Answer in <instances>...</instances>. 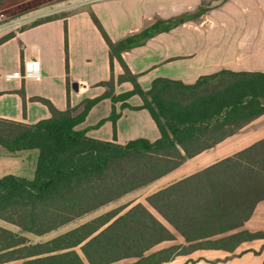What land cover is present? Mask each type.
Listing matches in <instances>:
<instances>
[{
    "label": "trees",
    "instance_id": "16d2710c",
    "mask_svg": "<svg viewBox=\"0 0 264 264\" xmlns=\"http://www.w3.org/2000/svg\"><path fill=\"white\" fill-rule=\"evenodd\" d=\"M184 18L158 20L113 42L92 15L109 46L111 66L117 59L123 67L118 80L130 81L133 89L115 95L111 78L100 83L107 90L85 99L77 114L70 107L58 110L40 98L51 112L49 118L34 124L0 118L2 147L11 153L38 150L32 179L12 174L0 178V219L19 229L14 232L0 226V264H164L174 255L195 249L233 251L243 241L264 238L261 232L231 233L264 199V139L146 197L188 245L149 252L176 236L140 202L125 211L130 203L106 211L45 242L33 243L24 234L45 235L117 201L264 114V72L260 71L220 69L189 84L158 77L149 89L141 88L121 52L170 30ZM134 94L157 125L160 136L155 141L136 138L118 144L75 129L97 101L108 97L113 102L109 118L116 137L119 114L114 104L122 101V106L135 109L124 102ZM126 259L132 261L122 263Z\"/></svg>",
    "mask_w": 264,
    "mask_h": 264
},
{
    "label": "crops",
    "instance_id": "0c3cea01",
    "mask_svg": "<svg viewBox=\"0 0 264 264\" xmlns=\"http://www.w3.org/2000/svg\"><path fill=\"white\" fill-rule=\"evenodd\" d=\"M206 10L167 31L157 32L143 44L121 52L123 62L144 90L155 78L193 83L220 69L264 72V0H67L61 5L31 10L0 25V118L34 124L51 116L48 100L58 110L68 107L73 114L82 102L101 96V82L114 80V94L133 89L130 81L118 78L123 67L117 59L111 66L109 46L92 15L113 42L149 27L158 20H172ZM52 16L33 24L42 17ZM173 19V20H174ZM8 38L1 40L2 37ZM67 50V52H66ZM66 55L68 71H66ZM28 59L39 61V78H7L23 70ZM67 78L69 84L67 86ZM135 109L115 102L119 114L114 124L109 118L113 102L97 101L83 121L75 126L88 137L125 144L136 138L155 141L160 133L142 100L131 95L125 101ZM264 139V114L256 117L212 148L188 158L174 170L138 189L144 204L176 236L154 246V252L173 245H188L147 203L146 197ZM38 150L15 153L0 145V178L12 174L32 179ZM131 192V193H134ZM128 206V207H129ZM238 230L264 233V199L259 201ZM264 238L243 241L233 251L195 249L171 257L164 264H263Z\"/></svg>",
    "mask_w": 264,
    "mask_h": 264
},
{
    "label": "rangeland",
    "instance_id": "374dc122",
    "mask_svg": "<svg viewBox=\"0 0 264 264\" xmlns=\"http://www.w3.org/2000/svg\"><path fill=\"white\" fill-rule=\"evenodd\" d=\"M67 2V0H0V12L4 13L6 15V17H8L9 19H13L17 16H20L21 14L27 13L31 10H34L35 8L37 9H41V8H46V7H51L53 5H61L62 3ZM206 10V7H201L199 8L193 15H187V16H179L176 17V19H181L183 17H191V16H198L200 13L204 12ZM44 18V17H42ZM174 19V18H173ZM172 19V20H173ZM174 19V20H176ZM139 191V190H138ZM138 198H140V200H143L142 194L141 192H134V193H129L127 195H124L123 197H121L120 199H118L117 201L111 202L79 219H76L72 222H70L69 224L60 227L59 229H56L54 231H51L45 235H41V236H36V235H32L29 233H24L33 243H37V242H45L51 238H53L54 236L65 232L81 223H84L100 214L105 213L106 211H109L111 209H114L116 207L122 206L126 203H131L133 201H136ZM137 203V202H135ZM130 207V206H129ZM129 207L125 208L124 211L126 209H128ZM0 226L5 227L7 229H10L14 232H19V229L15 226L12 225L10 223H7L3 220L0 219ZM176 246V245H174ZM128 261H132L131 259H126L123 262H128Z\"/></svg>",
    "mask_w": 264,
    "mask_h": 264
},
{
    "label": "built area",
    "instance_id": "2783aa9c",
    "mask_svg": "<svg viewBox=\"0 0 264 264\" xmlns=\"http://www.w3.org/2000/svg\"><path fill=\"white\" fill-rule=\"evenodd\" d=\"M8 20V17L0 12V25ZM7 78H25L34 77L39 78V61L36 59H28L23 63V70L20 72L9 73L6 75Z\"/></svg>",
    "mask_w": 264,
    "mask_h": 264
}]
</instances>
